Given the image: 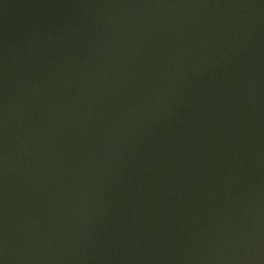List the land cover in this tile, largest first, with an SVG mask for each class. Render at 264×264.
Here are the masks:
<instances>
[{
  "label": "water",
  "instance_id": "obj_1",
  "mask_svg": "<svg viewBox=\"0 0 264 264\" xmlns=\"http://www.w3.org/2000/svg\"><path fill=\"white\" fill-rule=\"evenodd\" d=\"M0 264H264V0H0Z\"/></svg>",
  "mask_w": 264,
  "mask_h": 264
}]
</instances>
